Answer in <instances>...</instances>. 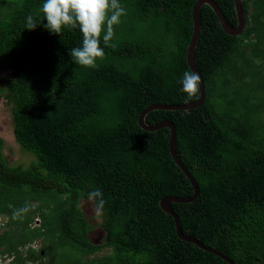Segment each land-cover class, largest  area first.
Segmentation results:
<instances>
[{
    "label": "trees",
    "instance_id": "16d2710c",
    "mask_svg": "<svg viewBox=\"0 0 264 264\" xmlns=\"http://www.w3.org/2000/svg\"><path fill=\"white\" fill-rule=\"evenodd\" d=\"M195 1L120 0L126 15L105 56L85 68L68 55L82 41L79 29H25L26 16L37 15L43 0H0V73H11L0 79V95L16 143L33 157L26 166L10 165L0 138V214L13 219L30 194L55 203L31 232V210L4 225L0 248L14 254L11 263L41 260L35 248L24 258L17 249L34 232L51 243L57 236L72 257L110 250L83 264H227L178 238L158 203L190 196L192 187L170 156L169 129L147 132L137 123L152 103L199 98L198 86L185 95L179 83L189 68ZM214 1L236 27L233 0ZM242 6L246 25L239 36L227 35L208 6L200 9L194 61L206 90L203 104L152 111L146 121L174 124L175 151L198 185L192 203L171 204L182 232L234 264H264V0ZM95 189L105 201L98 208L92 200L100 241L90 239L92 226L80 208Z\"/></svg>",
    "mask_w": 264,
    "mask_h": 264
},
{
    "label": "clouds",
    "instance_id": "9594fccd",
    "mask_svg": "<svg viewBox=\"0 0 264 264\" xmlns=\"http://www.w3.org/2000/svg\"><path fill=\"white\" fill-rule=\"evenodd\" d=\"M124 15L126 9L120 0H43L37 15L26 16L25 29L34 30L40 25L53 34H60L65 28L79 29L82 41L68 50V55L76 65L95 68L97 61L105 56V47L114 38V26L121 23ZM199 80L197 69H186L179 81L181 91L185 95L193 94ZM87 198L95 200L98 208L105 204L99 189L88 192ZM29 210L27 204L15 209L13 219L22 218Z\"/></svg>",
    "mask_w": 264,
    "mask_h": 264
},
{
    "label": "rangeland",
    "instance_id": "374dc122",
    "mask_svg": "<svg viewBox=\"0 0 264 264\" xmlns=\"http://www.w3.org/2000/svg\"><path fill=\"white\" fill-rule=\"evenodd\" d=\"M11 75V73H0V79L1 78H7ZM0 138L4 141V148H3V155L7 162L10 165H28L31 161H33V157L30 155L31 153L25 151L24 149H21L19 145L16 143L13 131H12V120L10 115V108L9 105L6 103V100L3 96L0 95ZM29 153V154H28ZM34 156V155H33ZM58 199V198H57ZM23 200L28 203V206L31 211L35 212L34 220L32 221L30 225L29 231L35 230L37 228L42 227V221L40 217V213L47 212V210L54 207V204L52 201L46 197L42 196H33L30 194L27 197H24ZM46 202H52L50 204H47L48 207L44 206ZM38 206H42V208L37 209ZM80 208L84 213L85 218L89 221V223L92 226V230L89 233V237L93 241H100L103 238V233L101 232V218L99 215V211L95 208L92 200L89 199H83L80 202ZM14 219H10L7 216H4L0 214V234L4 230V225L6 224H13ZM12 226V225H11ZM17 228L20 226L17 224ZM15 227V228H16ZM11 228V227H10ZM19 231H15L14 233V239L18 240L19 237ZM22 236V234H20ZM32 237L29 236V242L24 243L23 245H20L17 247L19 250H21V256L24 258L25 250L28 249V247L35 248L38 250L41 260H32L30 259L25 261V264H61L60 261L64 260L63 264H71L72 260H76L77 264H83L88 259H92L96 256H103L110 252L109 249L105 248L102 251H100L96 255H88L83 256L82 258L79 255H75V257H72L70 253V248L68 246H64L62 242H60V239H58L57 236L53 240H56L55 242L51 243L48 240H45L46 238L42 235L38 237L37 233H31ZM55 247V248H52ZM43 248V250H42ZM14 249V248H13ZM10 251H13L10 247ZM64 252V256L61 254ZM61 254V255H60ZM13 253L7 252V250H3V248H0V264H14L11 263V259L13 258ZM74 258V259H73Z\"/></svg>",
    "mask_w": 264,
    "mask_h": 264
},
{
    "label": "water",
    "instance_id": "95a60500",
    "mask_svg": "<svg viewBox=\"0 0 264 264\" xmlns=\"http://www.w3.org/2000/svg\"><path fill=\"white\" fill-rule=\"evenodd\" d=\"M242 2L243 0H233L237 24H236V27H232L228 23L220 7L217 5V3L214 0H196L195 1L192 7V12H191L192 34H191V38L188 43L187 51H186V61H187L189 68L197 69L195 65V61H194V52H195V48L197 46V42H198L200 31H201V15H200L201 7L206 5L213 11V13L216 15L219 21L221 28L227 35L239 36L244 31L245 25H246ZM197 86L199 89V98L196 101L191 102V103L181 104V105H166V104L152 103L140 113L137 119V123L142 130L147 131V132H155L162 128L169 129L168 146H169L170 156L172 160L174 161L175 165L181 170L184 176L189 180L190 185L192 187L193 192L190 196H187V197H176V196H171V195L165 196L161 198L158 203L159 208L165 214L173 218L174 225H175V231H176L178 238L182 241L196 245L199 249L205 252L218 256L223 261H225L227 264H234L231 259H229L226 255L222 254L218 250L205 246L203 243L199 242L193 236L182 232L180 218L173 210L171 204L172 203H183V204L192 203L198 197V193H199L198 185L195 179L193 178V176L191 175V173L183 165L182 161L180 160V158L178 157L175 151L176 128L174 124L169 120H162L153 125L147 123L146 121L147 115L152 111H157V110L189 111L191 109H195L201 106L206 97V90H205V86H204V82H203L201 74H200V80Z\"/></svg>",
    "mask_w": 264,
    "mask_h": 264
}]
</instances>
